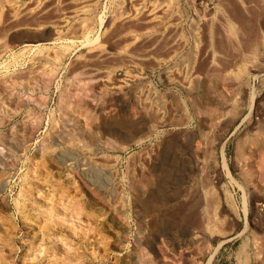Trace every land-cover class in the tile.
I'll return each instance as SVG.
<instances>
[{"label": "rangeland", "instance_id": "rangeland-1", "mask_svg": "<svg viewBox=\"0 0 264 264\" xmlns=\"http://www.w3.org/2000/svg\"><path fill=\"white\" fill-rule=\"evenodd\" d=\"M263 128L264 0H0V264H264Z\"/></svg>", "mask_w": 264, "mask_h": 264}, {"label": "bare ground", "instance_id": "bare-ground-1", "mask_svg": "<svg viewBox=\"0 0 264 264\" xmlns=\"http://www.w3.org/2000/svg\"><path fill=\"white\" fill-rule=\"evenodd\" d=\"M61 36H62V34H61ZM62 37H64V36H62ZM49 38H51V37H46V40H48ZM27 39L30 41V43L33 42V41L34 42L38 41L37 38H32V37H27ZM16 41H15V43H17ZM17 44H19V43H17ZM44 58H46V57H44ZM55 58L59 61V63H61L60 65H62L64 63V57L63 56H59L58 55V58H57V56ZM47 62H49V61H47ZM58 68H59V66H58ZM45 70H47V69H45ZM50 71H52V70H50ZM52 72H54V71H52ZM103 128H104L103 131H104L105 136H107L108 138H110L111 141L113 139H116L115 137H117L118 131H116L115 129L111 128L109 125L108 126L105 125ZM258 140H261L264 143V128L262 130V134L260 135V137H258ZM213 141L212 142H208V141L205 142L204 140H201V142L198 143L196 150L194 151V156H193V159L195 160L194 161V164L198 168V170L201 171V172H203V173L205 171V167L203 166L204 165L203 156H202L203 153H205V154L212 153V156H213V154H217V149H218V146H219V142L217 144V142H213ZM59 144H60L59 142H52L49 145L44 146L41 149V152H40L41 158L42 159H45L47 156L51 155V153H55V154L59 153L60 150H61V147L59 146ZM8 146L10 147V149H14V151L15 150L16 151L20 150L19 149L20 147L18 148L16 146V144H14L13 142L12 143L9 142ZM9 147H8V149H9ZM205 147H206V150H205ZM0 152H2V151H0ZM237 152H239V151L237 150ZM0 154H2V153H0ZM221 154H222L221 157H222L224 163L226 164V166H228L227 161H226V156H225V150L224 149L222 150V153ZM239 155H241V157H243V159L246 158V157H244L242 150H240ZM68 161L69 160L64 161L63 164L66 165V166L69 165V166L75 167L76 164H73V162L67 163ZM218 161H219V157L216 159V162H215V165L216 166H218ZM252 173L253 172L250 171V170H246V172H245L246 181L250 185H251V183H250L251 180H253L252 179L253 178ZM221 193H222V195H221ZM222 202H225L227 204V207H230L234 211L235 215H238L239 214L238 213L239 212V207H238V204H237L235 195L231 192V190L227 188L225 191H221V192L219 191V192H217L216 189H215V187H214L213 190H210V197L209 198L207 197L206 200H205V205H204V211H205V213H204V216H203L205 218V220L208 222V224L211 222V220L213 218L216 221V223L220 226V227H216V229L219 228V230H217V231H221V232L223 231V220H224L223 212L225 211V209L223 208L224 206H223V203ZM210 215H212V217ZM206 217H207V219H206ZM209 217H211V218H209ZM202 223H203V221H202ZM214 226H216V225H214ZM152 247H153L152 248V251L154 253H157L158 250H159L158 246H153L152 245Z\"/></svg>", "mask_w": 264, "mask_h": 264}, {"label": "water", "instance_id": "water-1", "mask_svg": "<svg viewBox=\"0 0 264 264\" xmlns=\"http://www.w3.org/2000/svg\"><path fill=\"white\" fill-rule=\"evenodd\" d=\"M42 40L45 41L46 38H42ZM16 42L19 43V44H24V43L30 42V41L27 38H20Z\"/></svg>", "mask_w": 264, "mask_h": 264}]
</instances>
